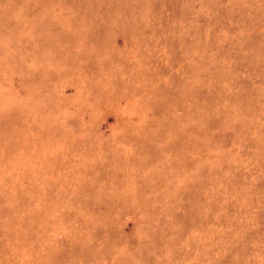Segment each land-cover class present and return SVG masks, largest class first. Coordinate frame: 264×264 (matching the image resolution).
<instances>
[{
	"label": "rangeland",
	"instance_id": "rangeland-1",
	"mask_svg": "<svg viewBox=\"0 0 264 264\" xmlns=\"http://www.w3.org/2000/svg\"><path fill=\"white\" fill-rule=\"evenodd\" d=\"M0 264H264V0H0Z\"/></svg>",
	"mask_w": 264,
	"mask_h": 264
}]
</instances>
